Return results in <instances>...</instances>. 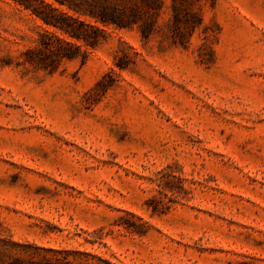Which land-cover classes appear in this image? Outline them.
<instances>
[{"label": "rangeland", "instance_id": "1", "mask_svg": "<svg viewBox=\"0 0 264 264\" xmlns=\"http://www.w3.org/2000/svg\"><path fill=\"white\" fill-rule=\"evenodd\" d=\"M176 3L185 46L164 7L91 48L0 0V264H264V0ZM42 30L83 61L26 62Z\"/></svg>", "mask_w": 264, "mask_h": 264}, {"label": "trees", "instance_id": "2", "mask_svg": "<svg viewBox=\"0 0 264 264\" xmlns=\"http://www.w3.org/2000/svg\"><path fill=\"white\" fill-rule=\"evenodd\" d=\"M23 9L28 10L44 24L54 27L66 36L94 48L105 38L103 27L116 29L136 27L143 39H148L157 30V16L166 7L169 9L168 24L173 31V38L183 46L187 38H183L180 26L189 33L201 24L197 12L179 6L176 0L169 4L165 0H12ZM55 1L73 11L69 15L59 11L52 3ZM89 17L93 23L79 19ZM100 24V25H99ZM103 26V27H102ZM37 45L25 50V61L37 67L52 71L64 59L72 60L80 57L83 61L84 51L79 45L59 38L47 30L39 32ZM122 68V64H117ZM102 81H99V84ZM106 88V86H103ZM11 264H78L62 262L57 259L41 260L15 259Z\"/></svg>", "mask_w": 264, "mask_h": 264}]
</instances>
